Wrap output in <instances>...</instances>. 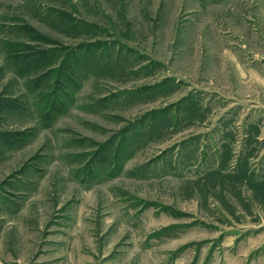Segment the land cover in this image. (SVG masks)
<instances>
[{"label": "rangeland", "instance_id": "obj_1", "mask_svg": "<svg viewBox=\"0 0 264 264\" xmlns=\"http://www.w3.org/2000/svg\"><path fill=\"white\" fill-rule=\"evenodd\" d=\"M0 264H264V0H0Z\"/></svg>", "mask_w": 264, "mask_h": 264}]
</instances>
